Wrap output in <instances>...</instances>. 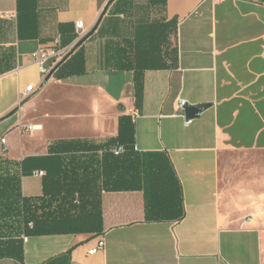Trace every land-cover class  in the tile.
<instances>
[{
  "label": "crops",
  "instance_id": "crops-1",
  "mask_svg": "<svg viewBox=\"0 0 264 264\" xmlns=\"http://www.w3.org/2000/svg\"><path fill=\"white\" fill-rule=\"evenodd\" d=\"M77 22L91 36L47 80L33 56L70 46ZM182 101L211 106L187 126ZM110 139L168 155L184 218L150 221L143 191L98 188L99 230L22 235L60 144ZM263 152L264 0H0V264H264L262 182L235 159Z\"/></svg>",
  "mask_w": 264,
  "mask_h": 264
},
{
  "label": "trees",
  "instance_id": "trees-1",
  "mask_svg": "<svg viewBox=\"0 0 264 264\" xmlns=\"http://www.w3.org/2000/svg\"><path fill=\"white\" fill-rule=\"evenodd\" d=\"M139 77H135L138 104L141 100ZM118 142V139L97 145L62 142L60 146L70 153L63 159L57 156L55 161L64 167L57 175L45 179L42 197L22 200V235L82 234L99 230L101 211L89 202L98 188L103 191H143L150 221L183 219L182 186L168 155L140 153L133 145ZM121 146L125 151L116 155L114 149ZM35 172L42 171L35 170L32 174Z\"/></svg>",
  "mask_w": 264,
  "mask_h": 264
},
{
  "label": "built area",
  "instance_id": "built-area-1",
  "mask_svg": "<svg viewBox=\"0 0 264 264\" xmlns=\"http://www.w3.org/2000/svg\"><path fill=\"white\" fill-rule=\"evenodd\" d=\"M7 16L10 15H6V17ZM75 27H76V38L70 46L63 47L61 44V38L58 37L54 40L53 45L50 48L41 50L33 56L34 61L38 65L39 71L43 77H48V75L51 73L52 69L56 66V64L69 58L73 54L75 49L78 47V45H80L81 42L86 38H89L92 34V31L85 27L84 22H77ZM38 91H39L38 87L34 85L28 86L26 89L22 90L20 94V100L22 102L27 101L30 98H32L34 95H36ZM185 104L186 103L182 101L180 106L184 108ZM192 122L193 120H188L186 118L185 124L189 126L192 124ZM34 129L35 128L32 126L25 127V131L27 132H32ZM5 143H6L5 139H2L1 144L5 145ZM124 151L125 149L122 146L114 149V153L116 155H120ZM44 174H45L44 172H35L33 175L44 176ZM24 240L26 241L27 237H24ZM104 248H105V241L102 240L99 242L97 248L90 251V254H94L95 252H97V249L103 250Z\"/></svg>",
  "mask_w": 264,
  "mask_h": 264
},
{
  "label": "rangeland",
  "instance_id": "rangeland-1",
  "mask_svg": "<svg viewBox=\"0 0 264 264\" xmlns=\"http://www.w3.org/2000/svg\"><path fill=\"white\" fill-rule=\"evenodd\" d=\"M235 159H238L239 162H245L246 164L252 166V178L262 182V193L264 194V152L240 154L236 156Z\"/></svg>",
  "mask_w": 264,
  "mask_h": 264
},
{
  "label": "water",
  "instance_id": "water-1",
  "mask_svg": "<svg viewBox=\"0 0 264 264\" xmlns=\"http://www.w3.org/2000/svg\"><path fill=\"white\" fill-rule=\"evenodd\" d=\"M106 13V9L104 10L103 15ZM88 38H86L85 40H83L81 43L85 42ZM64 62V61H63ZM61 62L60 65L63 63ZM59 65V66H60ZM54 72H51L48 77L47 80H49L51 78V76L53 75ZM211 105L210 104H204V105H196V106H191L188 104L184 105V110H185V114H186V118L188 120H193V119H197L201 113L204 112V110L208 109Z\"/></svg>",
  "mask_w": 264,
  "mask_h": 264
}]
</instances>
